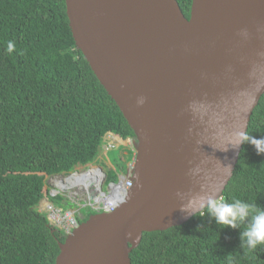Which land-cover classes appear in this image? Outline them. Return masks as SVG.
<instances>
[{
	"label": "water",
	"instance_id": "1",
	"mask_svg": "<svg viewBox=\"0 0 264 264\" xmlns=\"http://www.w3.org/2000/svg\"><path fill=\"white\" fill-rule=\"evenodd\" d=\"M65 4L136 156L133 185L121 175L111 194L120 203L78 224L55 264H132L145 232L184 224L232 179L264 94V0H192L189 17L178 0Z\"/></svg>",
	"mask_w": 264,
	"mask_h": 264
},
{
	"label": "trees",
	"instance_id": "2",
	"mask_svg": "<svg viewBox=\"0 0 264 264\" xmlns=\"http://www.w3.org/2000/svg\"><path fill=\"white\" fill-rule=\"evenodd\" d=\"M178 2L189 17L192 0ZM10 40L15 49L9 54ZM107 133L136 145L75 43L65 0H0V264H55L65 236L40 205L62 198L52 194L48 178L95 161L107 167V182L119 170L126 174L131 158L120 153L118 164L110 163L115 150L104 153ZM234 199L264 208V94L219 200ZM249 222L218 225L207 207L184 224L145 232L132 264H228L230 252L232 264H264V244L240 247Z\"/></svg>",
	"mask_w": 264,
	"mask_h": 264
},
{
	"label": "clouds",
	"instance_id": "3",
	"mask_svg": "<svg viewBox=\"0 0 264 264\" xmlns=\"http://www.w3.org/2000/svg\"><path fill=\"white\" fill-rule=\"evenodd\" d=\"M14 49H15L14 42L11 40L8 41L6 45L7 53L9 54L12 53ZM129 139L131 140V147L125 146V148H129V149L135 148L136 149L134 140L131 138ZM257 151L258 153H260L259 149H257ZM135 156H136V152L134 154V158ZM227 166L231 167L230 165H227ZM133 169H134V166H133ZM133 169L128 175L127 173L121 174V175L125 176L127 180L129 179L133 180V177H132ZM72 174H74V176L70 180L72 181L73 184L70 185V188L74 186L75 188H77V190H79V193L84 192L85 194H88L89 200L93 201L92 204H94L97 207V210H95V212L100 211L102 209L113 211L115 205H118L120 203V200H121L120 198H117L114 196L115 198L111 199L110 198L111 195H104V192L102 193V196L96 197V198H100L99 200H96V201L91 196L92 193L98 189V187L93 185L95 183L94 178L97 177V176L94 177V174H95L94 169H91L89 171H86V170L79 171V169L76 168L73 172L69 174L50 176L48 178V184H49V187L51 188L52 194L59 195L61 196V198L64 196L71 197V196L79 194L77 193V194L69 195L67 185H65L62 182L57 183V184H55L54 182V178L57 176L66 177ZM84 174L85 176H83ZM90 177L93 178L92 179L94 180L93 183L86 182L87 178H90ZM71 181H68L67 184H69ZM117 191L118 190L116 187V191L113 192V194H115ZM43 201L45 202L46 199ZM43 201L41 203H43ZM47 201H50V200H47ZM66 201L68 202V200ZM57 205L64 206L66 208H71L73 210V208L69 205V202L68 204L63 203V204H57ZM41 206H40V210L42 212H46L43 209H41L43 208V206L42 207ZM208 212L210 215H212L215 218L218 225H224L225 227L230 226V227L236 228L239 226L237 221L243 222V221L249 220L250 218L249 226L245 228L240 234V240H241L240 247L244 248L245 250H255L258 245L264 244V208L259 207L255 203H248L240 199H234V201L231 203H228L222 200H217V199H210L208 203ZM75 217H76V213H75ZM77 226H78V223H76V227ZM60 233H61V236H65L66 238L72 232L67 235H64L62 232ZM227 259H228V264H232L231 252L227 254Z\"/></svg>",
	"mask_w": 264,
	"mask_h": 264
},
{
	"label": "flooded vegetation",
	"instance_id": "4",
	"mask_svg": "<svg viewBox=\"0 0 264 264\" xmlns=\"http://www.w3.org/2000/svg\"><path fill=\"white\" fill-rule=\"evenodd\" d=\"M126 149L127 148H125L124 146H121V149L119 150H126ZM126 164L128 165V171H127V175H128L132 171L133 166L135 165L134 156L130 160H126ZM77 169H79V171L81 170L89 171L91 169H94L95 171L94 177L95 176L97 177L93 185L98 187V189L95 190V192H93L91 196L95 199V201L100 199L96 197L102 196L103 192H104V195H111L113 192H115L116 187H117L116 184L117 182H119V179H121L120 178L121 170H119V172L117 171L116 179L110 180L107 182L108 177H109L107 167L102 166V164L98 163V161L97 162L95 161L91 164H87L85 166L77 167ZM66 200H68L69 205L73 208V210H75L76 223L78 224L85 221V219H87L91 214H93L95 210H97V207L94 204H92L93 201L89 200L88 194H85L84 192H80L79 194L71 196V197L64 196L62 197L60 204H63V203L68 204Z\"/></svg>",
	"mask_w": 264,
	"mask_h": 264
},
{
	"label": "built area",
	"instance_id": "5",
	"mask_svg": "<svg viewBox=\"0 0 264 264\" xmlns=\"http://www.w3.org/2000/svg\"><path fill=\"white\" fill-rule=\"evenodd\" d=\"M127 144H124L123 141L119 140L116 136H114L111 133H107L104 137V150L111 151V150H118L121 146H130L131 147V140H126ZM74 174L69 176H57L54 178L55 184L57 183H64L67 185L68 194H77L79 193V190L72 186L70 188V185H72V181L70 180L73 178ZM68 181H71L69 184H67ZM133 185V180L129 179L125 183V187L129 188ZM46 213H48V219L49 222L56 227L57 230L62 232L64 235H67L72 232V230L76 227V217H75V211L71 208H66L64 206L56 205L51 201H45L43 208Z\"/></svg>",
	"mask_w": 264,
	"mask_h": 264
},
{
	"label": "rangeland",
	"instance_id": "6",
	"mask_svg": "<svg viewBox=\"0 0 264 264\" xmlns=\"http://www.w3.org/2000/svg\"><path fill=\"white\" fill-rule=\"evenodd\" d=\"M124 144H127L126 142H124ZM126 146H128V145H126ZM129 148H127L126 150H115V151H112V152H110L109 154H108V158H109V160H110V163L113 165V164H118L117 163V161H116V158H118V155L121 153L122 155H124V156H128V157H130V158H132L133 156H131V154H130V152H134V154H135V152H136V149H134V151H132L133 149L131 148V149H129ZM104 153H106V151L104 152ZM103 154V153H102ZM119 162V161H118ZM131 164V163H130ZM129 164V165H130ZM122 172V171H121ZM122 174V173H121ZM56 204H60L61 203V201L60 200H58V199H52ZM41 205L43 206L44 205V201H43V203H41ZM40 205V206H41ZM41 206V207H42ZM42 209V208H41Z\"/></svg>",
	"mask_w": 264,
	"mask_h": 264
},
{
	"label": "bare ground",
	"instance_id": "7",
	"mask_svg": "<svg viewBox=\"0 0 264 264\" xmlns=\"http://www.w3.org/2000/svg\"><path fill=\"white\" fill-rule=\"evenodd\" d=\"M86 182L90 183L91 182V178H87Z\"/></svg>",
	"mask_w": 264,
	"mask_h": 264
}]
</instances>
